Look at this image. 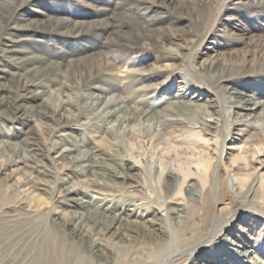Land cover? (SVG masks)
I'll use <instances>...</instances> for the list:
<instances>
[{"label": "bare ground", "instance_id": "bare-ground-1", "mask_svg": "<svg viewBox=\"0 0 264 264\" xmlns=\"http://www.w3.org/2000/svg\"><path fill=\"white\" fill-rule=\"evenodd\" d=\"M27 1L29 0H21L16 8L21 7ZM229 1L222 2L221 8L216 11L215 18L208 26L206 36L200 37V44L205 42L214 31L223 7ZM9 3L12 5L14 1L9 0ZM34 13L47 15V10L46 8L36 9ZM11 20L9 18L6 21V26L10 29L31 28L29 24L22 27L12 24ZM41 22L44 23L45 20ZM111 31L112 33L119 32L117 28H110L109 32ZM1 32L2 28H0V36ZM37 41L44 40L37 39ZM16 42L10 39V42L6 44L7 48L0 50V91L8 93L6 97H1V102L15 115L20 113L16 118L34 119V115H28L23 111L32 108L26 104V99L39 97L49 104L55 101H59L60 104L75 102V97L79 96L78 93L68 92L70 86L66 85L67 82L65 83L63 79L58 78L63 71L61 67L63 62L51 60L50 56L33 54L37 50L33 44L31 48L25 45L16 48ZM118 46H130V49L134 47L127 40ZM160 46L165 55L160 59L161 63L157 70H168V73L163 72V79L159 78L163 76L162 74L138 68L133 63L127 65V72L122 76L119 75L120 72L118 75L109 74L114 70L120 71L126 64L125 56L115 59L114 56H110V53L102 58L100 63L95 62L89 66L88 77L81 76L78 79L81 85L88 82L97 89L96 91H82L80 94L85 97L84 110L88 113V123L87 121L86 123L91 124L93 128V132L90 133H94V136L99 133L100 139L93 141L90 134L88 136L90 140H85L84 143L87 144L84 147L97 149L91 151V154L73 155L71 153L74 150H80L81 145L75 146L63 141L64 146L60 151L53 150L56 153L52 156L53 162L56 166L57 164L62 165L63 169L67 170L65 176L59 179V183L62 184L59 202L65 204L67 208L62 209L63 213L48 211L47 221L49 222L45 223L47 226L43 238L45 241L40 246L44 257L38 264H64L70 250L65 247L66 241L62 234L60 236V232L78 244L80 252L89 253L87 257L89 262L97 261L99 264L115 263L119 258L111 257L110 249L105 247L107 250H104V246L107 245L116 247L123 255L128 254L131 257L128 259L130 264L148 263L144 261L147 249L156 254L160 253L161 258L160 261L151 258L149 264H264V223L261 224V218H259V210L261 209L263 213L264 206L258 201L263 186H258L257 177L252 176L251 173L250 177L238 182V185L236 183L233 189L221 182L215 171L217 172L221 166L223 154H216L210 158L209 156L204 158L202 155L198 158L203 160L208 167L213 165V169L206 175L208 185L204 184L201 190H197L196 183L187 184V193L191 194L196 190L198 194L194 193L193 197L185 201L174 200L175 198L170 196L168 198L171 199L162 206L153 204L154 202L150 199L151 201L143 200L140 203L122 207L120 203L116 205L113 197L110 198L112 194L108 190L118 191L117 188H123L127 195L129 192L132 195L143 193L145 180L142 182L144 178L142 166L131 160L130 156L122 154L126 150V144L130 142H148L154 147L160 144L167 145L182 133H194L195 130L217 138L220 151L224 150L228 139L236 135L241 137L246 144L264 140V97H262V91L249 89L255 84L232 87L233 78L222 77L220 79L218 72L227 71V66L226 62L219 61L216 54L207 52V57L196 60L193 52L185 53L187 43L177 42L168 45L167 42L162 41ZM206 48L212 47L207 45ZM10 51H18L25 56L21 58L9 54ZM184 53L188 58L186 67L176 70L175 63L182 58ZM254 63L259 64L244 59L242 67L236 65V68L243 71L248 66L255 67ZM47 64L52 65L46 69L55 71L54 75L57 80L47 82L49 87L52 86L49 90L36 89L35 86L39 85V82L34 81L33 73ZM10 78L12 80H9ZM180 78H183V86L178 82ZM9 81H14L17 85H9ZM167 83L170 85L165 89L169 87L171 89L174 86L178 87V91L173 94L168 90L169 94L165 95L167 97L163 98L164 95H160L159 98L157 93L163 90V86ZM125 99H128V102H125ZM162 101H164L163 104H161ZM59 111V115H56ZM48 114L53 115L56 120L51 127L53 128L54 125L56 129L60 126V134L57 136L62 140L69 139L71 133L65 128L78 126L76 122H72L80 114L79 109L75 106L72 108L57 106L54 112ZM34 124L39 127L43 126L41 122L36 123V119H34ZM110 134L115 137H110ZM8 135L9 132L2 133L4 138L0 141V149L9 147L13 153L11 159L10 157L8 159L14 168L8 174L5 173L9 181L13 180L16 174H21V180L25 182V185L29 184L31 188L43 190L35 185L36 181L30 177L31 173L29 175L27 170H24V163L31 159L29 156L22 155L27 148L12 143ZM104 140L116 145V148L110 151V157L100 156L106 152L100 144ZM91 141L94 142H92L94 146H91ZM251 151L254 160L260 162L259 157L264 155V150L252 149ZM192 155L196 154L192 153ZM243 157L248 158L247 155ZM241 158L242 155H236L233 161L238 163ZM6 167H2L0 172ZM237 167V164L231 165V171L235 176L240 174ZM175 171L170 168L166 177L168 196L173 194L179 182V171ZM188 176L186 174V177ZM74 177L77 180L71 181ZM40 180L42 181L41 178ZM20 181L16 186L21 185ZM228 195L234 201L241 199L239 202L246 210L244 214H241V210L237 208L230 210L229 217H226L227 214L216 211V205ZM19 203L8 213V217L15 218L11 221L17 223L21 219L19 218L21 216L20 207L24 206L22 202ZM254 204L263 208L259 209ZM133 205L135 208H131ZM143 210L147 211L143 212ZM155 210L158 214L164 210L165 214L158 217L155 215ZM236 220L246 224V226L239 224L241 234H238L239 228L236 229L237 233L231 230ZM172 227H176L177 232H173ZM227 232L234 234L238 242L229 240L226 236L222 237ZM176 244L178 246L174 247Z\"/></svg>", "mask_w": 264, "mask_h": 264}, {"label": "rangeland", "instance_id": "rangeland-1", "mask_svg": "<svg viewBox=\"0 0 264 264\" xmlns=\"http://www.w3.org/2000/svg\"><path fill=\"white\" fill-rule=\"evenodd\" d=\"M12 1L14 3L11 5L9 0H0V28H2L0 50L7 48L6 44L10 42V39L17 41L16 48L24 45L31 48L30 46L33 44L37 48L33 54L50 56L51 60L63 62L61 65L63 71L58 78L63 79L65 83L67 82L66 85L70 86L68 92H77L79 96L75 97V102L69 104H60L59 101L49 104L39 97L26 99V104L32 108L23 111L27 112L28 115H34L36 123L41 122L43 124L42 127H39L34 124L33 118V120L24 117L16 118L20 113L15 115L1 102V97H6L8 93L0 91V141L4 138L2 133L9 132L8 138L12 143L27 148L26 151L22 152V155L29 156L31 159L24 163V170H27L29 175L31 173L30 177L36 181V186L43 188L42 190L31 188L29 184L25 185V182L21 180V174H16L13 180L9 181L5 173L8 174L14 168L8 159L9 157L11 159L13 153L9 147L0 149V169L7 166L5 170L2 169L0 172V264H38L44 257L40 246L45 241L43 238L47 226L46 222H49L47 221L48 211L62 212L63 208H67L65 204L59 202L62 189L59 179L65 176L67 170H64L62 165L57 164L56 166V163L53 162L52 156L56 154L53 150L60 151L64 146L63 142L75 146L81 145L80 150H74L75 152L71 153L73 155L77 153L91 154V151L97 150L84 147L87 144L84 142L89 139L90 134L93 141L100 139V137L99 133L96 136L94 133H90L93 132V128L91 124H87L88 113L84 110L85 97L80 94L82 91H96L97 89L88 82L81 85L78 79L81 76L88 77L89 66L95 62L100 63L108 53L115 59L125 56L126 60L125 67L123 66L120 71H111L109 74L118 75L120 72L119 75L122 76L127 72V65L133 63L138 68L149 69L151 72L162 74L163 76L159 78L163 79L164 73H168V70H157L161 63L160 59L165 55L160 42L165 41L168 45L177 42L187 43L185 53L193 52L196 60L207 57L208 52L218 55L220 62H226L228 69L226 68L227 71L224 72H218L220 79L222 77L233 78L232 87L255 84L252 86L253 89H249L262 91V97H264V64H262L264 62V0H230L224 5L214 31L202 44H200V37L206 36L208 26L215 18L216 11L221 8L224 0H29L19 8L16 6L21 0ZM41 8H46L47 15L34 13L36 9ZM9 18L12 19V24L21 27L29 24L31 28L10 29L6 26V21ZM43 19L45 20L44 23L41 22ZM110 28H117L120 34L109 32ZM37 39L44 41L40 42ZM126 40L134 47L130 49V46H118ZM34 41L37 43H32ZM207 45L212 48H206ZM185 53L181 59L176 61V70L186 67L188 58ZM9 54L21 58L25 56L18 51H10ZM244 59L259 64L255 65L254 63L253 66L255 67L248 66L240 71L241 69L238 70L236 65L242 67L241 64ZM49 66L52 65L47 64L33 73L32 78L39 82V85L35 86L36 89L49 90L52 86L49 87L48 83L57 80L54 75L55 71L46 69ZM178 82L181 86L184 85L183 78H180ZM8 83L13 86L17 85L14 81ZM169 85L170 83L165 84L163 90L157 93L159 98L160 95H164L163 98L167 97L165 95H168L169 91H172L173 94L178 91V87L174 86L171 89L170 87L165 89ZM125 102H128V99H125ZM57 106L67 108L75 106L80 111L78 117L72 122H76L78 126L65 128L71 133V137L66 140L57 136L60 134V126L56 129H54V125L53 128L51 127L52 124L56 123V120L53 115L48 113L54 112ZM234 109L239 110L238 108ZM59 113L60 111L56 115ZM186 133L177 136L173 142L167 145L160 144L154 147L151 143L141 141L126 144V150L122 154L130 156L131 160L142 166L144 177L142 182L145 180L143 182L145 188L143 187V193H133L135 198H139L138 200L129 192L130 188L127 189L130 193L128 195L123 188H117L118 191L111 190L112 192L108 190L112 194L110 198L113 197L116 205L120 203L122 207H128L132 203L152 200L153 204L162 206L164 203L167 204V200L171 199L168 198L170 196L174 197V200L185 201V199L193 197L194 193L198 194L196 190L191 193L192 195L187 193V184L196 183L197 190H201L204 184L208 185L206 175L211 173L213 169V165L208 167L203 160L198 158L202 155L204 158H206L205 156L210 158L216 154H223L221 166L217 172L215 171L218 179L233 189L236 187V183L238 185V182L250 177L251 173L252 176L257 177L258 186H263L258 201L264 206V155L259 157L260 162H258L254 160L251 151L252 149L264 150V140L247 142L246 144L241 140V137L236 135L228 139L224 150L220 151L217 138L214 136L203 134L198 130H195L194 133ZM109 136L115 137L113 134ZM93 141H91V146H94ZM100 144L106 151L100 154L101 157H110L111 152L116 148V145L107 142V140ZM192 153L196 155L191 156ZM236 155H242L238 163L233 161ZM244 155H247L248 158L245 159ZM232 164L238 166L237 169L240 174L237 176L231 171ZM170 168L176 170L175 172L179 171V182L175 191L172 192L173 194L168 196L166 177ZM186 174L189 176L186 177ZM76 180L75 177L71 179V181ZM18 181L21 185L16 186ZM40 182H42V186L39 185ZM121 200L122 202H120ZM240 200L239 198L234 201L228 195L216 205V211L227 214L226 217H229L230 210L237 208L241 210V214H244L246 210L244 205L239 202ZM19 202H22L24 206L20 207L21 216L19 218L21 219L17 223L11 221L12 218L8 217V213L16 208L20 204ZM254 206L258 205L254 204ZM261 207L258 206L259 209ZM131 208H135L134 205ZM146 211L143 210V212ZM259 211L260 223L263 224L264 208L263 213H261V209ZM161 214H165V211L162 210ZM161 214L155 210V215L160 217ZM161 221L163 222V219ZM239 222V220L234 221L231 230L236 232V229L239 228L238 234H241L239 224L241 226H246V224ZM172 231L177 232V228L172 227ZM61 234L66 241L65 247L70 250L64 264H88L89 253L80 252L78 244L73 242L69 236H64L60 232V236ZM224 236L229 240L238 242L236 236L230 232L222 237ZM177 246V244L174 245V247ZM105 247L110 249L111 257L116 259L119 257V260L117 259L115 263L111 264H130L128 259L131 257L128 254L123 255L112 245L104 246V250H107ZM122 255L125 256L123 259ZM159 255L160 253L156 254L147 249L144 261L148 263L145 264H149L151 258L160 261ZM91 263L99 264L97 261L89 262V264Z\"/></svg>", "mask_w": 264, "mask_h": 264}]
</instances>
